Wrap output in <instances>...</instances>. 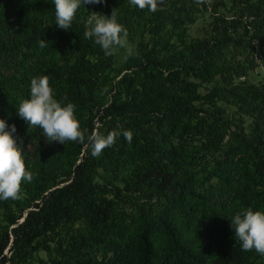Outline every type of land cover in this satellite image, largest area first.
<instances>
[{
    "label": "trees",
    "instance_id": "obj_1",
    "mask_svg": "<svg viewBox=\"0 0 264 264\" xmlns=\"http://www.w3.org/2000/svg\"><path fill=\"white\" fill-rule=\"evenodd\" d=\"M230 2L231 15L212 8L210 35L189 43L204 0L154 12L130 0L84 4L68 30L55 24L52 0H0V46L9 39L5 50L18 57L15 73L0 72V119L15 125L18 146L42 144L43 130L17 109L42 75L57 100L76 105L87 134L121 132L97 158L74 142L49 145L38 160L24 152L35 178L22 184V199L0 200V264H35L39 252L48 258L36 264L251 263L258 254L241 249L231 220L249 207L264 211V91L234 80L245 77L240 58L253 69V43L264 44V0ZM113 9L128 34L148 22L150 35L118 70L114 54L84 37L88 15L110 18ZM235 101L258 119L233 130L216 104ZM188 139L202 140L210 159L186 148Z\"/></svg>",
    "mask_w": 264,
    "mask_h": 264
},
{
    "label": "clouds",
    "instance_id": "obj_2",
    "mask_svg": "<svg viewBox=\"0 0 264 264\" xmlns=\"http://www.w3.org/2000/svg\"><path fill=\"white\" fill-rule=\"evenodd\" d=\"M52 2L55 5V24L60 29L68 30L82 5H99L104 0H52ZM200 2L202 0H197V3ZM130 3L141 10L147 7L154 12L158 0H130ZM117 16V9H113L110 18L94 14L85 25L84 37L94 40L105 56L113 55L117 48H123L128 43L127 29L118 23ZM38 44L41 48L47 46L44 40L38 41ZM17 109L18 116L26 121L29 127L42 129L48 141L64 145L66 142L78 143L85 149L90 148L94 158L112 147L121 135L119 130L104 135L98 129L87 134L88 130L81 128L75 115L76 105L71 102L64 104L55 98V91L50 86V78L47 75L32 78L30 98L22 99ZM16 131L15 125L9 130L6 121L0 119V200L22 199V184L31 183L35 178V174L26 166L24 151L14 138L13 134ZM122 134L130 144L133 133L127 130ZM231 225L243 251L255 250L258 255L264 256V211H254L249 207L237 212L231 220Z\"/></svg>",
    "mask_w": 264,
    "mask_h": 264
},
{
    "label": "rangeland",
    "instance_id": "obj_3",
    "mask_svg": "<svg viewBox=\"0 0 264 264\" xmlns=\"http://www.w3.org/2000/svg\"><path fill=\"white\" fill-rule=\"evenodd\" d=\"M172 0H158L157 9L156 10H163L167 9ZM207 9L201 11L199 15H197L196 21L194 24L189 25L187 27V40L189 43L198 41L203 39L204 37H208L211 32V23H212V15H211V9L216 8L217 11L221 14L228 13L227 16L231 15V7L232 4L230 0H204ZM94 16L93 14H90L87 16V21L90 17ZM148 22H143L140 25L136 26L132 29V31L127 36V45L123 48H117L114 52V58H115V68L118 70L120 68V65L123 63V61L126 59L127 55L133 52L135 49L143 46L146 42L150 40V35L148 33ZM11 45V42L9 39L4 40L5 47H8ZM5 47L0 46V72L5 73H15L17 71L16 69V61H18V57L13 54L12 52L6 51ZM261 51L264 54V44H261ZM55 58H59L58 55L55 56ZM92 61H95L93 58H88ZM250 59H244L240 58V61L242 65L246 68L245 77L243 79L234 80V84L244 83L246 86L252 88L253 90L259 89L260 92L264 91V84H263V76L261 69H258L259 74L254 73V69L250 67L251 62ZM254 68V66H253ZM115 75V72L112 73V76ZM220 84L219 78H216L213 83L210 84H200L199 92L201 94H206L213 85ZM108 100L107 98H104L101 100V104L105 103ZM197 107H200L199 103L196 104ZM217 107H220L223 112V117H228L229 120L232 123L233 130L240 127L241 124L244 127H247L249 124H251L253 121L257 120L258 118L256 116L249 117L246 114H244V111L248 108L244 106L242 103L235 101L233 105H227L225 103H217ZM206 107V106H205ZM242 108V110L240 109ZM26 141V140H25ZM30 142H27L25 146H21L22 150L27 153L26 151H30L31 157L33 160H38L41 157V149H44L45 147L49 145L57 146L59 145V142H51L48 141L47 138L44 136L43 140L40 141L42 144L39 145L37 141L34 139L28 140ZM178 141L175 140L172 145L175 147H178ZM203 141H197L195 143L191 142L189 139L187 140V143H184V146L189 149H195L199 150L201 148V144ZM24 145V144H23ZM30 145V148L28 149ZM200 155L205 154L208 159L211 157V153L206 150V152L201 153V149L199 150ZM199 155V156H200ZM94 181L99 182L98 176L96 174L93 176ZM11 247V243L9 244L8 249ZM7 252V250L4 251V254ZM35 264L38 262L37 258H41L46 260L48 257L45 253L39 252L38 254H35ZM249 264H264V256L257 255Z\"/></svg>",
    "mask_w": 264,
    "mask_h": 264
},
{
    "label": "built area",
    "instance_id": "obj_4",
    "mask_svg": "<svg viewBox=\"0 0 264 264\" xmlns=\"http://www.w3.org/2000/svg\"><path fill=\"white\" fill-rule=\"evenodd\" d=\"M253 48H254V51H253L251 60L255 66L253 68L254 73L259 74L258 69H261L262 76H263L262 77L263 78V84H264V56L259 49V42L257 40L253 43ZM262 116H263L262 127L264 129V101H263V107H262Z\"/></svg>",
    "mask_w": 264,
    "mask_h": 264
}]
</instances>
